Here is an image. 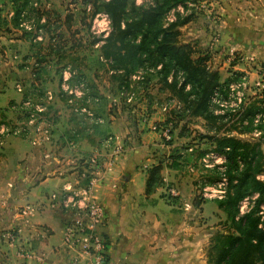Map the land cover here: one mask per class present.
<instances>
[{"label": "rangeland", "instance_id": "374dc122", "mask_svg": "<svg viewBox=\"0 0 264 264\" xmlns=\"http://www.w3.org/2000/svg\"><path fill=\"white\" fill-rule=\"evenodd\" d=\"M132 1L137 6L147 7L153 0ZM92 2L20 0L19 5L25 3V6L17 27L13 23L14 8L10 0H0V60L3 62L0 82L4 84L0 89V115L6 111L9 113L13 105L29 100L43 108L46 114L45 121L39 126L49 125L51 131L57 124L65 135L70 128L75 130L74 141L79 144L73 148L74 152L64 144L62 148L66 152L59 151L55 155L59 158L73 156L72 173L79 181L91 177L90 171L86 170L92 158L100 164L111 160L114 165L120 159H127L137 160L141 168L145 164L149 168L160 164L162 170L172 168L174 181L170 186L163 183L162 197L181 182L188 188L187 203L195 209L202 206L199 208L202 211L200 218L193 216L192 210L187 217H193L192 222L200 229V238L204 241L202 258L206 261L204 264H208L211 239L217 234L232 232L227 216L217 202L225 193L220 199L203 197V189L216 185L221 179L218 169L205 168L201 163L205 155L213 152L214 145L209 137L230 134L244 140H257L258 137L255 133L239 136L236 118L232 116L225 120L193 117L185 111L178 93L158 81L154 70H140L121 78L123 73L112 69L101 53L104 40L111 31L109 24V30L101 32L105 27L103 20L105 18L110 23V19L104 12L93 15ZM177 12L182 17L193 15V20L179 29L180 44L190 45L193 57H208V71H217L221 81L227 79L233 70H245L237 72L242 75L235 83L243 76L247 78L246 88L237 91L243 95V102L252 101L253 94L258 91L254 82L259 78L264 80V64H248L242 52H232V48L227 50L226 39L221 42L222 37L231 33V25L225 20L229 16L219 7L212 6L210 0H193L187 4V9L178 7L169 13L165 23L174 20ZM237 32L241 40V27ZM250 72L253 75H249ZM65 73L71 95L61 89ZM169 78L168 82L171 81ZM178 79L181 80L180 75ZM31 81L37 86L31 87ZM17 85L21 86L20 93ZM47 93L52 95L51 100H48ZM11 99L15 102L11 101L13 105L10 107ZM235 100V95L221 98L219 102L214 100V115L241 110L242 105L235 106ZM18 116L21 115L13 109L9 118L6 117L8 123L4 120L2 123L12 126ZM153 127L158 130L153 131ZM164 130L169 132L168 139L163 137ZM34 137L32 133L30 138ZM82 140L89 142L85 150L83 145L86 142ZM97 144L99 146L95 148ZM27 147H31L30 144ZM255 198L243 200L242 216L253 206ZM243 201L239 204V214ZM165 205L162 204V210H167ZM177 208L181 209L180 213L184 212L182 204ZM261 210L264 211V204Z\"/></svg>", "mask_w": 264, "mask_h": 264}, {"label": "crops", "instance_id": "0c3cea01", "mask_svg": "<svg viewBox=\"0 0 264 264\" xmlns=\"http://www.w3.org/2000/svg\"><path fill=\"white\" fill-rule=\"evenodd\" d=\"M210 2L229 16L225 20L231 25V33L221 40L226 39L227 50L232 48V52H242L250 65L264 64V0ZM240 27L241 40L237 34ZM2 63L0 60V66ZM242 71L245 70H233L229 77ZM29 85L37 86L32 81ZM2 87L4 84L0 82V89ZM11 101L14 100H9L10 107ZM252 101L243 105L247 107ZM11 111L0 115V124L3 120L8 123L6 117ZM229 114L232 116L231 112ZM26 121L18 116L13 125ZM65 132L66 135L54 124L50 142L38 148L30 144L32 128L21 136L10 135L4 139L0 149V264H72L76 256L63 244V226L68 215L48 205L50 194L60 191L65 184L80 186L86 183L74 178L73 156L59 158L55 155L64 151V144L71 152L79 144L74 141L75 130L70 128ZM229 136L234 137L233 134ZM257 137L264 155V128ZM82 141L86 142L85 150L89 142ZM27 143L31 147L28 148ZM45 155L49 158L44 159ZM149 167L145 164L141 168L137 160L120 159L94 189V195L106 210V220L101 228L107 244L105 264H204L200 229L192 222L193 217H187L191 210L193 216H202L199 209L202 206L195 209L187 203L188 188L181 182L173 187L177 191L175 199L167 194L162 197L163 187L145 195V170ZM171 172L172 168L161 171L164 185L174 181ZM261 176L264 179V174ZM162 204H166L167 210L161 209ZM179 204L184 207L183 213L177 208ZM185 204L189 207L185 208ZM26 205L36 210L31 216L21 217L19 210ZM11 231L16 237L13 241L8 239ZM18 252L26 257H19ZM85 262L86 258L81 257L77 264Z\"/></svg>", "mask_w": 264, "mask_h": 264}, {"label": "trees", "instance_id": "16d2710c", "mask_svg": "<svg viewBox=\"0 0 264 264\" xmlns=\"http://www.w3.org/2000/svg\"><path fill=\"white\" fill-rule=\"evenodd\" d=\"M193 0H153L147 7L137 6L132 0H93V15L104 12L110 19L111 31L101 47L102 58L111 68L122 72L121 78L140 70H154L164 86L178 93L185 111L203 119H227L229 113L214 115L213 97L226 99L229 85L242 74H232L224 81L217 71L209 72L208 57H193L188 44H180L179 29L193 20L177 12L174 20L165 23L166 16L178 7L187 9ZM20 0H10L14 8V26L23 14ZM180 75V79L178 76ZM119 77V75H118ZM171 81L168 82V79ZM264 99L255 98L247 107L232 113L238 124V134H252L263 130L262 123L255 124V116L263 111ZM239 108V107H238ZM231 116V115H230ZM261 135V134H260ZM213 152L226 158L224 175L227 187L218 207L226 214L232 232L217 234L210 241L208 264H264V155L260 140H244L223 135L209 137ZM162 166H152L146 171L145 195L163 187ZM256 196L253 206L238 217L239 204ZM262 215V216H261Z\"/></svg>", "mask_w": 264, "mask_h": 264}, {"label": "built area", "instance_id": "2783aa9c", "mask_svg": "<svg viewBox=\"0 0 264 264\" xmlns=\"http://www.w3.org/2000/svg\"><path fill=\"white\" fill-rule=\"evenodd\" d=\"M105 22L104 29L101 32H106L109 30V21L104 18ZM107 34V33H106ZM259 75V74H258ZM261 75V74H260ZM67 74L63 75L61 89L67 92L69 95L72 94L71 90H68V82L69 78L66 77ZM264 77V69L263 74ZM247 86V78L243 76L241 81L238 83H232L229 85L228 98L230 96L236 97L235 106L239 107L243 105L242 101L243 95L239 93L237 90L246 88ZM254 86L258 90L257 93L253 94V97H258L260 99H264V80L256 79L254 82ZM240 88V89H239ZM17 91L21 92V86H16ZM48 100L52 99V95L47 93ZM218 92L214 94L213 101L219 100ZM234 102V103H235ZM233 106V105H232ZM12 110H16L19 115L25 118L27 121L21 124L8 125V124H0V149L4 144V139L7 136H21L28 133L29 129L32 128V133L34 134V138H30V144L33 147H43L44 145L50 142V126L48 125H40L42 121H45V113H43L44 109L31 104L29 100H23L19 105L12 106ZM255 124L262 123L264 125V106L263 111L255 116ZM153 131H157V127L152 128ZM162 131V130H161ZM25 133V134H26ZM169 132L167 130L163 131V137L168 139L167 134ZM256 136H259L261 133L254 131ZM191 151V150H190ZM49 156L45 155L44 159H48ZM210 161L212 163H210ZM226 162V158L223 154H218L216 152H211L209 155H205L201 159V163L205 168H216L221 174L220 182L216 185L205 187L203 189V197L210 198L211 196L221 198L225 193V187L227 185V179L224 175L225 167L224 164ZM89 167H87L91 177H86V179H81L86 182L83 185L76 186L71 184H65L60 191L53 192L49 196V207L51 209H58L65 212L68 217L64 222L63 226V244L64 247L71 252L75 253L76 256L72 261V264H77L78 260L81 257L86 258L85 264H105L106 263V240L101 231V227L103 226L106 220V210L102 203L99 202L98 198L94 195V189L99 181L102 180L104 174L111 171L113 167V162L103 161L101 164L95 158L89 160ZM84 177V176H83ZM261 180L263 176H259ZM169 198H174L177 196V192L173 189L169 190L168 194ZM246 201V200H245ZM243 204L240 207V216H242L243 210L245 208ZM189 205L185 204V208H188ZM35 208L30 205H26L19 210V215L21 217L31 216L35 212ZM19 231H17L18 233ZM14 231H11L8 234V239L15 240ZM18 256L21 258H25L26 256L18 252Z\"/></svg>", "mask_w": 264, "mask_h": 264}]
</instances>
